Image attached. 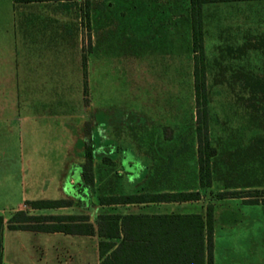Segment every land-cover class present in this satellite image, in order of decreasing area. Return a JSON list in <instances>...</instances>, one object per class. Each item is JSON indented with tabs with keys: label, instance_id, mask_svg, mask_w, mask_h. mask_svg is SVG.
Masks as SVG:
<instances>
[{
	"label": "rangeland",
	"instance_id": "374dc122",
	"mask_svg": "<svg viewBox=\"0 0 264 264\" xmlns=\"http://www.w3.org/2000/svg\"><path fill=\"white\" fill-rule=\"evenodd\" d=\"M49 6L52 12L56 8L65 13L66 21L61 20L57 27L63 29L66 25L68 56L78 63L79 52L82 55V84L75 81L61 86L60 94H66L67 112L82 118L84 137L71 140L69 135V145L52 147L49 155L61 164L75 162L80 166L86 162L84 148L91 144L95 157L94 185L84 187L82 196L70 195L77 208L72 211L85 210L94 219L96 212L198 211L212 203L214 264H247L245 258L249 261L251 254L252 264H264V205L217 197L218 191L229 184L264 188V86L252 93L250 87L224 85L218 39L214 31L207 30L204 62L209 138L217 149L211 187L200 189L201 198L195 202L99 206L100 185L105 191L111 187L119 192L140 190L145 185L149 154L158 162L171 147L174 151L183 149L173 162L177 171L169 173L157 188L191 185L195 180L197 168L190 160L191 142L195 141V108L189 0H131L125 7L114 0H89L88 4L73 0ZM6 7L5 1L0 2L1 14ZM54 25L52 22V29ZM4 28H8L6 21L0 27ZM170 134L172 140H164ZM1 136L0 206L9 208L21 198L58 199L67 194L65 189L54 186V174L49 187L32 184L27 166L22 164L24 172L20 169L21 151L16 149L14 135L8 148L3 147ZM110 151L111 158L125 157L123 163L131 173L101 163L99 157ZM6 158L17 163L11 161L4 167L1 162ZM225 160L228 166L223 165ZM77 167L78 164L73 174ZM7 174L9 180L1 181ZM80 205L82 208H78ZM61 235L69 242L59 245L61 254L89 243L76 242L73 235Z\"/></svg>",
	"mask_w": 264,
	"mask_h": 264
},
{
	"label": "crops",
	"instance_id": "0c3cea01",
	"mask_svg": "<svg viewBox=\"0 0 264 264\" xmlns=\"http://www.w3.org/2000/svg\"><path fill=\"white\" fill-rule=\"evenodd\" d=\"M2 1L6 2L7 7L6 11H3L5 14L0 13V27L4 21L8 23V28L0 29V134L3 147L10 146L14 135L16 149L21 151L18 159V163H21L20 169L24 172L22 164L27 166L32 184L39 183L49 187L51 175L54 174L56 176L54 186L67 192L61 196L62 198L69 199L70 195L82 196L85 194L81 177L82 164L80 166L75 162L61 164L52 160L49 155L52 147L56 148L59 144L68 146L69 142L66 140H69V135L71 140L76 136L84 140L82 118L67 112L66 94L65 92L60 94L61 86L75 84V81L82 84L83 74L81 52L78 54V63L75 58L73 61V57L68 56L66 25H63V29L57 27L61 20L66 21L65 13L56 8L52 12L49 6L52 2L66 1L18 3L14 0H0ZM114 2L122 3L125 7L131 0ZM201 15L204 50L207 30L214 31L213 36L218 39L222 83L250 87V92H258V87L264 86V0L206 2L202 4ZM189 18L191 28L190 3ZM52 22L55 24L53 29ZM91 126L94 135L93 124ZM24 150L27 153H24ZM110 153L112 151L107 155ZM6 159L1 162L4 167L6 165L8 167L9 162L16 161ZM122 159L126 160L124 156ZM122 159L121 164L126 167ZM226 160L224 166L229 165ZM77 164L78 171L73 174ZM8 176L9 174L4 176L1 181L7 182ZM229 181L230 179L227 180L228 183ZM235 181L239 182L238 179ZM250 188L255 187L229 184L223 189ZM39 199L49 198L40 196ZM28 200L35 199L21 198L9 208L0 206V215L3 218L0 255L2 264H100L102 257L99 252L100 238L97 235L35 231L8 226L9 218L18 210L32 215L88 214L84 213L85 210L72 211L77 210L73 204L53 209L31 208L26 203ZM163 212L170 211L140 213ZM89 219L94 220L90 215ZM61 234L76 236L77 239L74 241H80L81 244L89 243L78 250L61 254L59 245L62 243L66 246L69 243L67 237ZM245 260L247 264H252V254L249 261L248 257ZM214 261L213 257V264Z\"/></svg>",
	"mask_w": 264,
	"mask_h": 264
},
{
	"label": "trees",
	"instance_id": "16d2710c",
	"mask_svg": "<svg viewBox=\"0 0 264 264\" xmlns=\"http://www.w3.org/2000/svg\"><path fill=\"white\" fill-rule=\"evenodd\" d=\"M14 1L28 3L48 0ZM219 1L232 0H189L195 108L193 130L195 141L191 142L190 160L195 161L197 168L193 184L157 188V185L167 178L169 173L177 171L173 162L183 149L174 151L171 147L166 151L164 158L158 159V162L147 153L150 158L144 171L145 185L140 190L119 192L111 187L105 191L101 183L102 185L97 188L98 205L195 202L201 198L200 189L211 187L214 174L213 159L217 155V149L209 138V99L201 7L203 3ZM85 2L88 4L89 0ZM164 140H172L171 134L166 135ZM83 153L86 162L81 165L82 185L93 187L95 159L93 146L87 144ZM99 158L101 163L118 166L127 171L121 164V157L111 158L110 155L104 154ZM217 197L220 199L242 198L246 204L264 205V188L223 189L218 191ZM26 203L36 209H53L72 205L71 199L64 198L35 199L28 200ZM2 222L3 218L0 215V255ZM8 226L35 231L97 235L100 238L99 252L102 257L100 264H213L215 218L212 203L201 206V210L198 211L182 210L154 214L105 211L97 213L93 221H90L88 214L32 215L18 210L9 218ZM0 264H2L1 259Z\"/></svg>",
	"mask_w": 264,
	"mask_h": 264
}]
</instances>
